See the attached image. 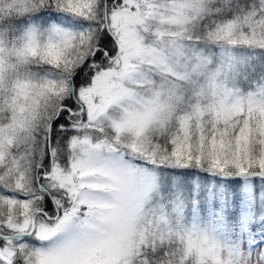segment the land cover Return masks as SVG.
<instances>
[{
  "label": "snow or ice",
  "instance_id": "1",
  "mask_svg": "<svg viewBox=\"0 0 264 264\" xmlns=\"http://www.w3.org/2000/svg\"><path fill=\"white\" fill-rule=\"evenodd\" d=\"M0 264H264V0H0Z\"/></svg>",
  "mask_w": 264,
  "mask_h": 264
}]
</instances>
